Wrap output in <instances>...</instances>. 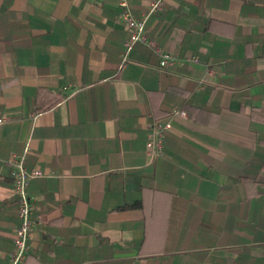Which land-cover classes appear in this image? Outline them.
<instances>
[{"label": "crops", "instance_id": "0c3cea01", "mask_svg": "<svg viewBox=\"0 0 264 264\" xmlns=\"http://www.w3.org/2000/svg\"><path fill=\"white\" fill-rule=\"evenodd\" d=\"M118 13L0 0V264L27 146V169L53 175L28 186V264H264V0H166L147 28L179 59L167 71L144 45L123 62ZM156 119L173 127L152 161Z\"/></svg>", "mask_w": 264, "mask_h": 264}, {"label": "built area", "instance_id": "2783aa9c", "mask_svg": "<svg viewBox=\"0 0 264 264\" xmlns=\"http://www.w3.org/2000/svg\"><path fill=\"white\" fill-rule=\"evenodd\" d=\"M166 0H152L151 7L143 16H137L128 0H118L119 13L117 20L124 25L129 32V38L124 43V52L122 54L123 62H127L130 53L137 45H144L152 53L159 57V67L162 70H170L179 63L178 57L173 53L162 49L156 40L149 38L147 23L150 17L164 9ZM194 61H198L196 57ZM175 114H180L186 117V113L175 111ZM37 115L34 116V120ZM8 122L6 116L0 117V127ZM173 125L170 120H154L148 126L147 134V155L150 160L154 161L163 155V143L168 132ZM29 152V146L25 148L22 154L14 155L10 164L13 167L14 193L18 198V219L19 224L14 229L13 243L14 247L10 254L9 264H28V254L30 250V242L33 238L34 231L37 226L35 218L36 205L33 197L28 191V186L31 180L53 176L52 174L44 173L41 169H27L25 166L26 155Z\"/></svg>", "mask_w": 264, "mask_h": 264}]
</instances>
